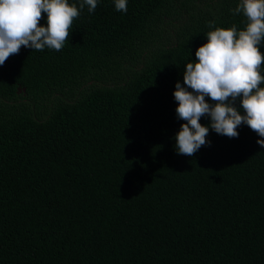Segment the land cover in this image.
<instances>
[{"label":"trees","instance_id":"obj_1","mask_svg":"<svg viewBox=\"0 0 264 264\" xmlns=\"http://www.w3.org/2000/svg\"><path fill=\"white\" fill-rule=\"evenodd\" d=\"M115 2L68 0L60 51L0 65V264H264V137L205 114L192 156L176 140V83L193 92L186 64L210 31L245 30L241 0Z\"/></svg>","mask_w":264,"mask_h":264},{"label":"clouds","instance_id":"obj_2","mask_svg":"<svg viewBox=\"0 0 264 264\" xmlns=\"http://www.w3.org/2000/svg\"><path fill=\"white\" fill-rule=\"evenodd\" d=\"M89 12L97 7V0H84ZM84 4L80 5L82 9ZM117 11L127 12V0H116ZM243 12L249 21L245 30L237 34L235 26L216 28L207 34V43L198 48V62L186 64L184 84L176 83L178 117L181 125L176 136L179 154L192 156L206 143L208 127L200 124L205 114L211 117V128L216 133L236 137V129L246 123L264 137V76L259 68L264 63L258 45L264 39V0H241L234 9ZM42 13H47V26H40ZM76 6L68 0H0V65L19 52L21 46L43 51L45 47L60 51L69 37L74 18L79 16ZM196 93V94H193ZM205 96L215 101L211 106ZM242 96L245 115L232 106ZM264 145V140H259Z\"/></svg>","mask_w":264,"mask_h":264}]
</instances>
